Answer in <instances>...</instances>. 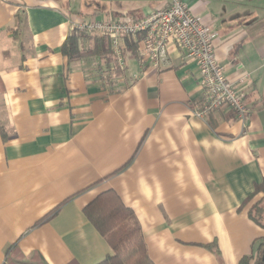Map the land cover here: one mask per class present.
Listing matches in <instances>:
<instances>
[{"label": "crops", "instance_id": "obj_1", "mask_svg": "<svg viewBox=\"0 0 264 264\" xmlns=\"http://www.w3.org/2000/svg\"><path fill=\"white\" fill-rule=\"evenodd\" d=\"M108 1L0 0V264L105 259L84 208L109 189L156 264H240L264 236L248 213L264 207V0H184L218 33L246 125L228 107L192 115L200 71L174 43L158 68L125 50L120 73L64 55L72 22L140 19L169 2Z\"/></svg>", "mask_w": 264, "mask_h": 264}, {"label": "built area", "instance_id": "obj_2", "mask_svg": "<svg viewBox=\"0 0 264 264\" xmlns=\"http://www.w3.org/2000/svg\"><path fill=\"white\" fill-rule=\"evenodd\" d=\"M72 30L109 36L116 63L126 65L123 38L144 34L139 56L158 68L169 61V46L174 43L185 52V57L196 62L204 98L191 109L192 115L206 119L222 107L231 108L246 125L250 109L243 91L228 78L225 66L216 56L218 33L205 18L193 12L184 0H169L164 8L151 11L140 19L89 18L72 22Z\"/></svg>", "mask_w": 264, "mask_h": 264}, {"label": "trees", "instance_id": "obj_3", "mask_svg": "<svg viewBox=\"0 0 264 264\" xmlns=\"http://www.w3.org/2000/svg\"><path fill=\"white\" fill-rule=\"evenodd\" d=\"M143 37L144 34L124 37V50H130L132 55L138 57L139 45ZM83 39L91 40L90 47L82 48ZM111 46L109 36L72 30L62 45V52L71 60L99 56L102 58V65L108 69L113 67L120 73L121 69L116 65L114 51ZM57 211L58 208L50 215ZM84 213L112 248V253L97 264H156L149 253L136 214L130 207L124 205L121 197L113 189L101 192L85 206ZM248 213L257 224L259 223L264 227V207L260 203L252 205ZM260 239L257 249L244 256L240 260V264H264V236Z\"/></svg>", "mask_w": 264, "mask_h": 264}, {"label": "rangeland", "instance_id": "obj_4", "mask_svg": "<svg viewBox=\"0 0 264 264\" xmlns=\"http://www.w3.org/2000/svg\"><path fill=\"white\" fill-rule=\"evenodd\" d=\"M97 1H99V3H101V6L104 8L103 10H105V8H107V7L110 6V2H109L108 0H101V2H100V0H97ZM105 12H106V11H105ZM103 14H104V13H102V12L100 11L99 15L103 17ZM99 15H98V16H99Z\"/></svg>", "mask_w": 264, "mask_h": 264}]
</instances>
